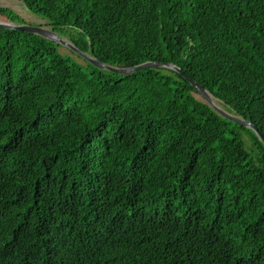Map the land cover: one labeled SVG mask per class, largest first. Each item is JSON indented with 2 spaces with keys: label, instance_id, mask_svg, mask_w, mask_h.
Masks as SVG:
<instances>
[{
  "label": "trees",
  "instance_id": "trees-1",
  "mask_svg": "<svg viewBox=\"0 0 264 264\" xmlns=\"http://www.w3.org/2000/svg\"><path fill=\"white\" fill-rule=\"evenodd\" d=\"M21 1L107 64L177 65L264 135V0ZM59 46L0 27V264H264L254 131L176 70Z\"/></svg>",
  "mask_w": 264,
  "mask_h": 264
},
{
  "label": "water",
  "instance_id": "water-1",
  "mask_svg": "<svg viewBox=\"0 0 264 264\" xmlns=\"http://www.w3.org/2000/svg\"><path fill=\"white\" fill-rule=\"evenodd\" d=\"M0 27L2 28H9V29H20L27 32H31L40 36H43L45 38L51 39L55 42H57L59 45L66 46L71 52L82 58L84 61H87L99 68H103L115 73L119 74H129L132 73L135 70L143 69L147 67H159L164 66L167 68H171L173 70H176L180 74L183 75V77L193 86L194 90L201 96V98L218 114L221 116L229 119L230 121H233L239 125L249 127L254 131V133L258 136V138L263 142L264 144V135L261 133L258 128L251 122L250 119H246L238 114H236L233 111H229L226 108H223L216 104L214 101V96L205 89L202 85L198 84L195 79L187 75L182 71L180 67L177 65L171 63V62H158V61H145L133 66H127V67H119L107 64L96 57H94L91 54H88L82 50H80L76 45H74L70 40L67 38L61 36L54 30H52L49 27L46 26H39V25H30L27 23H15L9 20H0Z\"/></svg>",
  "mask_w": 264,
  "mask_h": 264
},
{
  "label": "rangeland",
  "instance_id": "rangeland-1",
  "mask_svg": "<svg viewBox=\"0 0 264 264\" xmlns=\"http://www.w3.org/2000/svg\"><path fill=\"white\" fill-rule=\"evenodd\" d=\"M0 4L3 6L10 7L14 11H16L25 20V22L27 24L49 27L48 25H46L48 22V20L46 18L39 16V15L31 12L30 10H28L21 0H0ZM0 20H6V19L4 17L0 16ZM58 50L61 54L70 55V56L74 57L78 62L84 63L83 59L79 58L76 54L72 53L66 46L60 45L58 47ZM195 95L198 98H201V96L198 93H195ZM213 99L215 100L216 104L225 108L223 103L219 99H217L215 97ZM245 137L247 138L246 135H245Z\"/></svg>",
  "mask_w": 264,
  "mask_h": 264
},
{
  "label": "bare ground",
  "instance_id": "bare-ground-1",
  "mask_svg": "<svg viewBox=\"0 0 264 264\" xmlns=\"http://www.w3.org/2000/svg\"><path fill=\"white\" fill-rule=\"evenodd\" d=\"M215 101V100H214Z\"/></svg>",
  "mask_w": 264,
  "mask_h": 264
}]
</instances>
